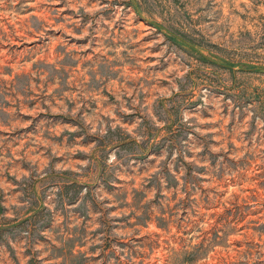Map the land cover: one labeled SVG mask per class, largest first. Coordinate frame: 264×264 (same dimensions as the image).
<instances>
[{
	"label": "rangeland",
	"instance_id": "rangeland-1",
	"mask_svg": "<svg viewBox=\"0 0 264 264\" xmlns=\"http://www.w3.org/2000/svg\"><path fill=\"white\" fill-rule=\"evenodd\" d=\"M0 264H264V0H0Z\"/></svg>",
	"mask_w": 264,
	"mask_h": 264
}]
</instances>
